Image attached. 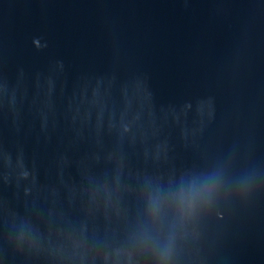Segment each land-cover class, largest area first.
<instances>
[{
    "label": "water",
    "instance_id": "water-1",
    "mask_svg": "<svg viewBox=\"0 0 264 264\" xmlns=\"http://www.w3.org/2000/svg\"><path fill=\"white\" fill-rule=\"evenodd\" d=\"M0 264H264V0H0Z\"/></svg>",
    "mask_w": 264,
    "mask_h": 264
}]
</instances>
